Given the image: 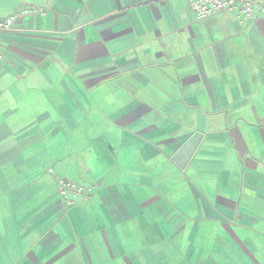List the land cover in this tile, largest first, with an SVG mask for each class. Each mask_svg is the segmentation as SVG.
Segmentation results:
<instances>
[{"label":"crops","instance_id":"crops-1","mask_svg":"<svg viewBox=\"0 0 264 264\" xmlns=\"http://www.w3.org/2000/svg\"><path fill=\"white\" fill-rule=\"evenodd\" d=\"M28 9L2 38L0 264H264V13L0 0Z\"/></svg>","mask_w":264,"mask_h":264},{"label":"built area","instance_id":"built-area-1","mask_svg":"<svg viewBox=\"0 0 264 264\" xmlns=\"http://www.w3.org/2000/svg\"><path fill=\"white\" fill-rule=\"evenodd\" d=\"M193 10L198 20H205L216 12L233 11L240 13L247 19H251L257 12L264 13V0H182ZM28 10H16L4 18H0V60H3L5 53L2 46V38L5 34L12 32L16 21ZM53 173V171H50ZM59 194L66 205L73 204L75 198L82 197L87 200L91 189L82 184L71 183L59 180Z\"/></svg>","mask_w":264,"mask_h":264},{"label":"water","instance_id":"water-1","mask_svg":"<svg viewBox=\"0 0 264 264\" xmlns=\"http://www.w3.org/2000/svg\"><path fill=\"white\" fill-rule=\"evenodd\" d=\"M200 141L201 136L197 134L193 138H191V140L185 145V147L179 154V157L181 158L179 164L181 167H185V165L190 161L195 151L197 150Z\"/></svg>","mask_w":264,"mask_h":264},{"label":"rangeland","instance_id":"rangeland-1","mask_svg":"<svg viewBox=\"0 0 264 264\" xmlns=\"http://www.w3.org/2000/svg\"><path fill=\"white\" fill-rule=\"evenodd\" d=\"M58 192H59V190H58Z\"/></svg>","mask_w":264,"mask_h":264}]
</instances>
